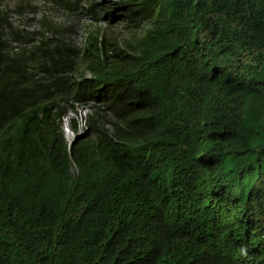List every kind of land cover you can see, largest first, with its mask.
<instances>
[{"label": "trees", "instance_id": "1", "mask_svg": "<svg viewBox=\"0 0 264 264\" xmlns=\"http://www.w3.org/2000/svg\"><path fill=\"white\" fill-rule=\"evenodd\" d=\"M7 2L0 264H264V0H118L150 28L115 50L15 29Z\"/></svg>", "mask_w": 264, "mask_h": 264}, {"label": "rangeland", "instance_id": "2", "mask_svg": "<svg viewBox=\"0 0 264 264\" xmlns=\"http://www.w3.org/2000/svg\"><path fill=\"white\" fill-rule=\"evenodd\" d=\"M3 5L13 10L18 2L8 0ZM24 4L22 15L10 13V20L13 27L18 30L37 31L40 21L45 18L47 22L60 27L65 37L69 39L77 49L83 50L88 44V34L97 30L100 38L109 49H125L130 41L144 34L150 24L140 18L128 19L129 15H124L121 11L118 0H79L74 10L65 12L60 7H53L45 0H21ZM28 4L35 6V12H31ZM16 10V9H15ZM13 48L16 45H13ZM80 66L73 76L75 78L84 75L89 77L87 68L78 62ZM92 104L74 105V109L69 111L62 120L61 129L64 132L68 145L77 139L90 135V128L86 118L92 114ZM101 122H105L107 115L101 114ZM77 127V132H73L72 126Z\"/></svg>", "mask_w": 264, "mask_h": 264}]
</instances>
